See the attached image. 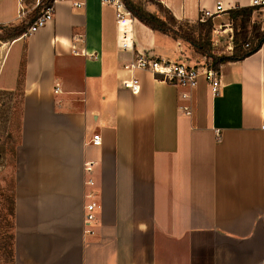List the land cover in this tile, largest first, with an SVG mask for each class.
<instances>
[{"label":"crops","instance_id":"crops-1","mask_svg":"<svg viewBox=\"0 0 264 264\" xmlns=\"http://www.w3.org/2000/svg\"><path fill=\"white\" fill-rule=\"evenodd\" d=\"M158 1L178 24L218 2L251 3ZM23 7L0 0V24L18 23ZM120 12L109 0H59L45 26L0 41V91L20 88L22 100L13 264H264V40L219 65L213 95L203 74L188 89L126 69L138 52L174 60L188 48ZM131 77L137 94L122 85Z\"/></svg>","mask_w":264,"mask_h":264},{"label":"rangeland","instance_id":"rangeland-1","mask_svg":"<svg viewBox=\"0 0 264 264\" xmlns=\"http://www.w3.org/2000/svg\"><path fill=\"white\" fill-rule=\"evenodd\" d=\"M131 1L145 9L151 3L156 9L155 12L158 13V0ZM124 8H121V11L128 16ZM236 8L234 7L232 9ZM230 10L221 13L220 16H217V14L210 18L212 29L209 37L212 43V49L218 54L228 55L232 53L234 33L236 30H239L240 15H237V18H233L229 13ZM179 25L184 29L192 30L196 35L198 34L197 22H182ZM246 25L249 32L254 25L260 26V29L263 30L264 8H256L253 10ZM184 44L188 48L185 51L190 61L205 63L208 66L211 64V58L193 51L187 43L184 42ZM247 46L245 44L243 48ZM20 91V88L13 92L0 91V264H13V170L15 149L20 137L22 115Z\"/></svg>","mask_w":264,"mask_h":264},{"label":"trees","instance_id":"trees-1","mask_svg":"<svg viewBox=\"0 0 264 264\" xmlns=\"http://www.w3.org/2000/svg\"><path fill=\"white\" fill-rule=\"evenodd\" d=\"M52 1L39 0L38 4L35 5V0H20V3L24 6L22 11L25 12V16L16 24H0V41H9L22 35L27 27L40 16L41 11L52 4ZM122 4L132 17L137 18L151 29L169 34L175 39H182L193 51L211 58V64L209 66L215 69L222 63L241 60L249 56L259 48L264 40V29L261 30L260 26L254 25L249 32L246 25L251 13L257 8L256 6L237 7L229 11L233 18H237L236 16L240 15V22L239 30H236L234 33L233 51L225 55L218 54L212 49V43L209 37L212 29L210 18L204 22H197L198 34L196 35L192 30L184 29L179 25L169 10L159 1H157L158 13L150 12L134 4L131 0H122ZM245 44L248 46L243 48Z\"/></svg>","mask_w":264,"mask_h":264},{"label":"built area","instance_id":"built-area-1","mask_svg":"<svg viewBox=\"0 0 264 264\" xmlns=\"http://www.w3.org/2000/svg\"><path fill=\"white\" fill-rule=\"evenodd\" d=\"M59 0H53L52 4L43 9L41 11L40 16L33 21L22 33V36L26 37L41 27L45 26L48 22L53 19L54 12V4ZM71 1L74 7H81L84 4L85 0H69ZM111 1V0H109ZM39 0H36L35 5L38 4ZM117 4V8H124L122 2L120 0H113ZM249 6H256L257 8H264V0H251ZM125 9V8H124ZM230 9H225L222 7L221 3H217L215 9L210 11L208 9H203L197 19L196 22H204L206 19L213 17L221 12H226ZM125 11V10H124ZM122 15H125L124 12H120ZM126 13V11H125ZM25 16V12L21 11L19 13V17L23 18ZM232 38V37H230ZM119 46L123 50H130L132 48L131 44L128 42L125 33H122L121 38H119ZM247 46V44H246ZM124 67L128 70H133L136 68L143 69L151 73L155 78L161 79L162 81L169 83L171 85L179 86L182 88H192L197 83V80L201 74L204 75L206 81L211 88V92L213 95H216L219 91L220 86V78L217 72V69L208 66L205 63H197L192 62L187 57H182L170 60L163 58H155L149 55H145L144 53L138 52L135 59L124 65ZM122 85L129 89L131 93L137 94L140 90L139 80L136 77H131L129 79H124L122 81ZM54 92H59L58 83L54 86ZM182 97H186V94L183 93ZM180 109L185 114H190V107L187 105H181ZM264 127V126H263ZM89 143L98 145L100 143L99 134L95 133L91 136ZM92 161H85L83 165V170L86 175H90L92 173L93 168ZM85 186L92 187L94 182L91 177L85 178L84 180ZM84 197L88 200L85 205V213H84V222L86 224L90 223L95 217V208L97 204L94 200V192L92 190H88L85 192Z\"/></svg>","mask_w":264,"mask_h":264}]
</instances>
